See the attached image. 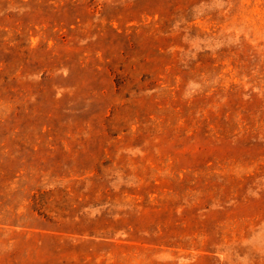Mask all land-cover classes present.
<instances>
[{
  "label": "rangeland",
  "instance_id": "374dc122",
  "mask_svg": "<svg viewBox=\"0 0 264 264\" xmlns=\"http://www.w3.org/2000/svg\"><path fill=\"white\" fill-rule=\"evenodd\" d=\"M0 264H264V0H0Z\"/></svg>",
  "mask_w": 264,
  "mask_h": 264
}]
</instances>
